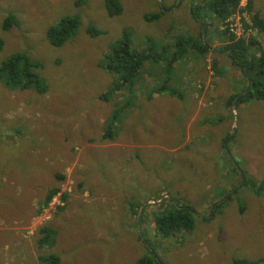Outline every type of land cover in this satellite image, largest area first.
Here are the masks:
<instances>
[{"label": "rangeland", "instance_id": "obj_1", "mask_svg": "<svg viewBox=\"0 0 264 264\" xmlns=\"http://www.w3.org/2000/svg\"><path fill=\"white\" fill-rule=\"evenodd\" d=\"M204 2L121 0V13L110 17L103 0H0V61L25 51L42 62L47 85L41 94L0 81V264H44L41 254L55 255L58 264H140V258L159 264L153 257L164 264H264L257 261L264 258V192L257 194L237 174L241 168L256 188L264 180V100L228 105L244 81L218 54L222 42L214 35L206 38L207 53L189 52L170 71L160 67L177 36L198 35L202 21L191 9ZM251 3L249 13L241 0L233 15L240 37L256 34L244 29L252 13L264 18V0ZM162 5L167 14L145 22L143 15ZM9 12L18 25L4 30ZM74 14L80 17L76 34L51 45L47 28ZM199 19L210 20L201 11ZM89 23L103 33L90 36ZM125 28L139 49L146 35L153 37L162 59L145 64L153 72L137 77L132 114L109 140L106 121L129 91L122 87L100 98L117 80L102 65ZM255 36L264 50V33ZM213 60L224 75L214 73ZM162 82L184 92V100L154 92L147 102V90ZM51 190L56 193L44 205ZM166 196L191 205L192 230L156 234L154 214ZM128 206L139 207L132 214ZM42 226L52 228L55 238L40 246Z\"/></svg>", "mask_w": 264, "mask_h": 264}, {"label": "trees", "instance_id": "obj_2", "mask_svg": "<svg viewBox=\"0 0 264 264\" xmlns=\"http://www.w3.org/2000/svg\"><path fill=\"white\" fill-rule=\"evenodd\" d=\"M241 0H205L202 5L195 4V7L191 9V14L198 21H202L200 24V30L197 36H177L174 40V49L170 52V58L168 61H163L160 64L161 69L170 71L173 69L176 61H181L185 59V55L189 52H193L199 56L201 54L207 53L210 49L206 38L214 35L220 39L222 42L217 48L218 54H222L230 61L233 62L234 66L238 67L240 70L241 79L244 81L239 88L235 87V93L228 100V105L238 106L240 103L245 102L249 98H261L264 100V50L260 48V40H257L256 34L264 33V18L260 17L258 13H252L250 15V24L245 23V29L250 28L255 30L256 34H249L247 37H234L229 35L228 31L225 29H220L217 24L224 21L232 13H234L238 8ZM104 8L108 16L113 17L119 15L122 11L121 0H103ZM251 0H247L245 9L250 13L252 10ZM175 5V4H173ZM170 6V7H173ZM169 7H157V10L147 12L143 15L145 22L151 24L153 21H159L162 16L166 13ZM241 9V8H240ZM200 11L204 18L210 19L207 22L205 19L200 18ZM80 23V17L77 14L62 16L55 24L51 25L46 30V37L48 42L54 46H61L70 37H72ZM13 25H18V21L12 13H8L3 22L2 29L7 30ZM213 27L214 32L209 30ZM253 28V29H252ZM172 25L167 28V31H171ZM87 31L92 37L102 34V30L97 29L92 23L87 25ZM131 34L129 29H123L119 36L113 41L111 45V50L109 54L104 56V68L115 73L117 75V80L111 87V90L100 95V98L104 100L119 91L122 87L129 91V96L126 97L127 100L122 102L121 100L114 102V108L109 114V118L105 124V138L111 140L114 139L117 125L118 127L123 123V120L130 114H132L133 102V85L136 82L137 77L140 75L141 71L152 73L153 69H147L145 67L152 66L154 60L155 62L161 57L158 52V46H155V39L150 35H146L144 40V46L142 49L137 48L133 45L131 40ZM228 34V36H227ZM246 34V35H247ZM175 37V36H174ZM160 41V40H159ZM4 41L0 37V50L3 48ZM258 46V47H256ZM164 47H162L163 49ZM253 48H257L255 54L252 53ZM247 52H250L251 55ZM220 56V55H219ZM147 66H145V64ZM159 63V62H158ZM157 64V62H156ZM219 64L213 60L211 67L214 68L215 74L224 75L222 70L218 69ZM43 67L42 62L32 59L25 51H16L8 54L0 61V81L6 88L15 89H34L39 93H45L47 90V85L42 77L40 71ZM144 68L146 71H144ZM158 94L167 92L171 96H179L178 99L184 100L181 96H184V92H179L177 94L174 87L171 85H161L154 86L147 90L145 100L151 102L153 98V93ZM131 98L133 102H131ZM205 118L204 120H206ZM208 122V120H206ZM228 137L224 138L226 140ZM223 140V142H224ZM225 146V142H224ZM237 163V162H233ZM233 170L236 172V165L232 166ZM243 173L245 181L243 184H249V186L254 187L257 194H262L264 192V180L259 182V186L256 188V181L247 177L245 172L241 168H237V174L239 172ZM235 192V186L233 188ZM55 190H51L44 200V205H47L48 201L55 194ZM230 198V195H227ZM161 206L156 210L154 214V227L156 228V234H161L163 236H173L177 232L190 231L193 227L194 222V210L190 205L178 204L170 196H166L164 200L160 202ZM139 206H128L130 213L135 214ZM244 206H241L243 209ZM39 238L37 240L38 245H46L48 241L53 240L55 237V232L52 228L48 226H42L39 230ZM142 235H138L141 238ZM38 259L45 264H58L59 258L53 254L43 255L41 254ZM159 264H164L158 258L153 257ZM258 263L264 261V259H258ZM140 264L147 263L144 259L140 258L138 260ZM254 262H249L244 259H234V264H253Z\"/></svg>", "mask_w": 264, "mask_h": 264}, {"label": "built area", "instance_id": "obj_3", "mask_svg": "<svg viewBox=\"0 0 264 264\" xmlns=\"http://www.w3.org/2000/svg\"><path fill=\"white\" fill-rule=\"evenodd\" d=\"M221 29L232 31L238 35L241 30L238 21L233 18V15L226 19V21L221 25Z\"/></svg>", "mask_w": 264, "mask_h": 264}, {"label": "clouds", "instance_id": "obj_4", "mask_svg": "<svg viewBox=\"0 0 264 264\" xmlns=\"http://www.w3.org/2000/svg\"><path fill=\"white\" fill-rule=\"evenodd\" d=\"M194 7H195V6H194ZM194 7H193V8H194ZM234 13H235V12H234ZM234 13H232L230 16L234 15ZM77 15H78V14H77ZM78 16H79V15H78ZM230 16H229V17H230ZM229 17H228V18H229ZM228 18H226V19H228ZM226 19H224V22L226 21ZM247 24H250V22H248ZM244 29H245V28H244ZM86 30H87V27H86ZM225 30H226V29H225ZM245 30H251V29H250V28H247V29H245ZM76 31H77V30H76ZM227 31H228V30H227ZM75 34H76V32H75ZM75 34H74V35H75ZM228 34H229V35H233L235 38H236V37H237V38L240 37L238 34L232 32V31H230V32L228 31ZM74 35H73V36H74ZM73 36H72V37H73ZM98 36H99V35H98ZM95 37H96V36H95ZM70 38H71V37H70ZM70 38H69V39H70ZM69 39H68V40H69ZM169 51L171 52L172 50H169ZM157 53H158V52H157ZM159 56L161 57L159 60H161V59H162V56H161V55H159ZM168 56H169V57H168V59H169V58H170V55H168ZM168 59H167L166 61H168ZM157 61H158V60H157ZM176 62H177V61H176ZM237 68H238V67H237ZM238 70H239V68H238ZM239 72H240V70H239ZM240 77H241V76H240ZM242 103H244V102H242ZM240 104H241V103H240ZM240 104H239V105H240ZM231 107H232V109H235L237 106H231ZM190 206H191V205H190ZM261 259H264V258H261ZM44 264H45V263H44Z\"/></svg>", "mask_w": 264, "mask_h": 264}, {"label": "water", "instance_id": "obj_5", "mask_svg": "<svg viewBox=\"0 0 264 264\" xmlns=\"http://www.w3.org/2000/svg\"><path fill=\"white\" fill-rule=\"evenodd\" d=\"M142 206H143V204H142Z\"/></svg>", "mask_w": 264, "mask_h": 264}]
</instances>
